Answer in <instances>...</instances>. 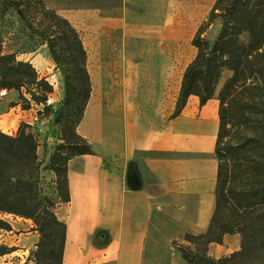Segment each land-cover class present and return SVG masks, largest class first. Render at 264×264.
<instances>
[{"label": "rangeland", "instance_id": "rangeland-1", "mask_svg": "<svg viewBox=\"0 0 264 264\" xmlns=\"http://www.w3.org/2000/svg\"><path fill=\"white\" fill-rule=\"evenodd\" d=\"M45 1L80 31L88 51V69L92 77L90 103L105 110L102 121L109 125L120 122V118L110 112L111 108H121L123 115L133 108L112 105L116 100L126 103V99H148L151 114L170 117L183 73L198 51L192 40L216 0ZM229 1L222 0V7ZM222 11L217 10L213 22L203 33L210 41L221 30ZM0 51L14 52L17 59L30 61L40 77H45L53 87L45 102H36L32 98V87L0 90V128L9 134H17L20 129L34 133L39 143V159L46 166L59 144L74 140V133L67 128L65 115L57 114L63 107L65 96L64 75L56 67L47 44L29 34L16 11L4 15L0 10ZM263 63L264 55L258 56L257 64ZM231 75L230 69L223 70L214 96L218 98ZM228 104L231 108L230 131L224 141L245 144L247 148L252 138L257 140L253 151L260 166L261 181L256 186L264 189V78L259 81L251 79L238 87ZM80 124L76 127L79 134ZM249 152H245L244 157H250ZM42 174L45 190L57 197L56 173L45 168ZM62 182L61 177L59 187L63 190ZM0 219L21 228L15 231L19 240L15 244L17 246L9 245L5 243L6 228L0 224V244L12 249L0 255V264H35L34 252L38 249L40 233L35 232L33 220L28 221L33 223V227L24 229L22 222L25 220L22 218L0 213ZM166 222L156 233V244L150 248L151 256L146 264H181V260L189 264L182 257L179 246L211 258L210 262L205 258L195 264H264V246L252 254L233 255L242 248L239 232L226 233L220 242L205 243L195 237L199 233L183 229L174 222ZM101 249L99 246L95 255L87 256L84 264H108ZM50 263L56 264L54 261Z\"/></svg>", "mask_w": 264, "mask_h": 264}, {"label": "trees", "instance_id": "trees-1", "mask_svg": "<svg viewBox=\"0 0 264 264\" xmlns=\"http://www.w3.org/2000/svg\"><path fill=\"white\" fill-rule=\"evenodd\" d=\"M221 2L215 1L192 40L198 51L183 73L170 118L181 114L191 95L198 96L200 105H204L214 97L223 70L232 71L218 96L216 205L207 230L195 237L205 243L220 242L226 233L239 232L242 248L233 255L243 256L264 246V189L256 186L261 181L260 166L253 151L257 140L252 138L246 148L245 144H232L224 138L230 131V96L249 80L264 78V63L257 64L258 56L264 55V0H230L225 7ZM218 9L223 10L222 27L210 41L203 33ZM0 10L4 15L16 11L29 34L47 44L56 67L64 75L65 96L57 114L65 115L67 128L74 133V140L59 144L49 163L43 166L34 133L20 129L17 134H9L0 128V213L33 220L35 230L40 233L38 249L34 252L35 264H51V261L63 264L67 224L58 218L57 208L70 199L68 164L75 155L94 153L88 139L76 131L92 94L88 51L80 31L45 0H0ZM24 86L32 87V98L36 102H45L53 90L30 61L17 59L14 52L0 51V90H20ZM245 152H249L250 157H244ZM45 168L56 173L57 197L44 188L42 171ZM61 177L63 190L59 187ZM0 224L12 229L11 224L2 219ZM178 248L189 264L205 258L211 261L210 257L186 246ZM11 250L8 245L0 244V255Z\"/></svg>", "mask_w": 264, "mask_h": 264}, {"label": "crops", "instance_id": "crops-1", "mask_svg": "<svg viewBox=\"0 0 264 264\" xmlns=\"http://www.w3.org/2000/svg\"><path fill=\"white\" fill-rule=\"evenodd\" d=\"M121 102L112 105L133 108L126 115L111 108L120 122L109 125L102 121L104 109L90 100L85 109L80 133L94 153L75 155L68 164L70 199L57 208L67 224L64 263L68 247L84 264L102 246L108 264H146L163 222L194 233L210 224L216 205L219 99L200 105L199 97L191 95L181 114L168 119L151 114L148 99ZM5 215L24 219V229L33 227L30 218ZM10 224L5 243L15 245V231L21 228Z\"/></svg>", "mask_w": 264, "mask_h": 264}, {"label": "bare ground", "instance_id": "bare-ground-1", "mask_svg": "<svg viewBox=\"0 0 264 264\" xmlns=\"http://www.w3.org/2000/svg\"><path fill=\"white\" fill-rule=\"evenodd\" d=\"M3 93H5V90H3ZM86 126V124H84ZM81 260V256L75 251H70V248L68 247V252L65 257V263L66 264H79Z\"/></svg>", "mask_w": 264, "mask_h": 264}]
</instances>
